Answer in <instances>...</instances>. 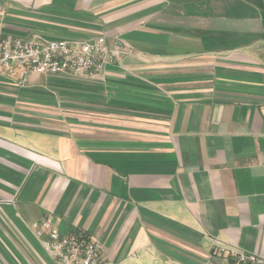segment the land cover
Wrapping results in <instances>:
<instances>
[{
    "label": "crops",
    "instance_id": "crops-1",
    "mask_svg": "<svg viewBox=\"0 0 264 264\" xmlns=\"http://www.w3.org/2000/svg\"><path fill=\"white\" fill-rule=\"evenodd\" d=\"M96 35L97 75L0 69V264H57L46 217L115 264L264 259V0H0V37Z\"/></svg>",
    "mask_w": 264,
    "mask_h": 264
},
{
    "label": "built area",
    "instance_id": "built-area-1",
    "mask_svg": "<svg viewBox=\"0 0 264 264\" xmlns=\"http://www.w3.org/2000/svg\"><path fill=\"white\" fill-rule=\"evenodd\" d=\"M128 50L117 41L106 42L104 35L88 39L44 40L37 36L0 37V69L18 73L21 81L27 72L36 74H68L77 77L94 76L106 64H112ZM57 264H115L101 257V244L82 232L61 236L51 217L32 224ZM208 264H264V259L254 253L228 251L217 246Z\"/></svg>",
    "mask_w": 264,
    "mask_h": 264
}]
</instances>
